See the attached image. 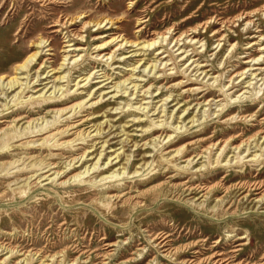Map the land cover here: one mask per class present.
Returning <instances> with one entry per match:
<instances>
[{"label":"rangeland","instance_id":"obj_1","mask_svg":"<svg viewBox=\"0 0 264 264\" xmlns=\"http://www.w3.org/2000/svg\"><path fill=\"white\" fill-rule=\"evenodd\" d=\"M257 263L264 0H0V264Z\"/></svg>","mask_w":264,"mask_h":264},{"label":"bare ground","instance_id":"obj_2","mask_svg":"<svg viewBox=\"0 0 264 264\" xmlns=\"http://www.w3.org/2000/svg\"><path fill=\"white\" fill-rule=\"evenodd\" d=\"M81 16H86V14H81ZM74 21L72 20L71 21V24L73 23ZM58 24V23H57ZM98 25H100L99 27H101V23L100 22H98L97 23ZM54 26V25H53ZM86 26V25H85ZM175 28V27H174ZM57 30H59V29H57ZM99 32V31H98ZM187 33V32H186ZM105 34H102L101 36H104ZM160 35H162V36H164V33H160ZM172 37V36H171ZM158 36L157 37H153L151 40H147V42L144 44V46L143 47H145V46H147V48H150V46H152V45H154V48L156 49V42H158ZM46 41L47 40H45L43 37H41L36 43H37V49L34 51V52H32L31 54H29L28 56H26L24 59H22L21 61H19L18 62V65L17 66H15V68L16 69H20L21 71H19L18 72V70L16 71L17 73H22V72H26L28 69H29V66L32 64V62H34V61H36L38 58V54H41V51H42V49H43V47H45V46H47V45H49V43H47L46 44ZM67 41H68V43L66 44L69 48L68 49H66V51H71V52H75V51H77V50H79L81 47H79V46H76V43L75 42H72V41H74V39H67ZM125 41H127V39L125 40ZM133 43V42H132ZM103 44H106V42H104V43H101L100 44V46H99V48H103ZM121 44H123V42H121ZM177 44V43H176ZM160 46V45H159ZM188 46V45H187ZM48 49H50V48H48ZM154 49V50H155ZM177 49H181V47H178ZM183 49V48H182ZM151 52V51H150ZM163 51H158V54H160V53H162ZM45 55V54H44ZM76 55H78V53L76 54ZM69 56V54H66L65 55V58H64V61H63V63H62V65H64V64H66L65 63V60H69L70 58H72V56H74V55H71L70 57H68ZM37 58V59H36ZM69 58V59H68ZM74 60H77L76 59V56L74 57ZM257 60H258V57H257ZM161 61H163V60H161ZM71 61L69 60L68 62H67V64H69ZM35 63V62H34ZM154 67V69L156 68V64L153 66ZM67 68V67H66ZM66 68H64V70L66 69ZM242 73V72H241ZM244 73V72H243ZM242 73V75H244ZM67 73L65 72L63 75H58L57 77H56V79L57 80H61L62 78H65L67 75H66ZM51 76V75H50ZM88 77L89 76H87V77H85V78H82L81 80H79L78 82H77V84H79L81 81L82 82H85L87 79H88ZM95 77V76H94ZM47 78V77H46ZM132 78V77H131ZM102 80H104V79H99L98 81H102ZM125 81H126V79H125ZM124 81V82H125ZM130 81V80H129ZM132 82L133 81H135L134 79L133 80H131ZM19 83V79H18V77L17 76H15V77H11L8 81H7V84H6V86L7 85H9V87L8 88H10V87H13V86H15L16 84H18ZM120 83V82H119ZM122 84H124L123 82H121ZM131 83V82H130ZM95 84V83H94ZM21 85V84H20ZM20 85H18V87L20 86ZM139 86V84L138 83H135V87L137 88ZM117 87H122V86H117ZM15 88V87H14ZM135 88V89H136ZM60 89H61V87H60ZM53 91H55V90H53ZM118 91H121V89H118ZM125 92V91H124ZM63 93H64V91H63ZM62 93V94H63ZM200 93V92H199ZM91 94V93H90ZM244 94V93H243ZM66 95V94H65ZM95 98V97H94ZM65 100V99H64ZM57 103V102H56ZM78 106H80V107H84V105L82 104V103H78L77 104ZM141 107V106H140ZM139 108V107H138ZM143 109V108H142ZM185 110H186V108H185ZM61 118V117H60ZM139 125V124H138ZM71 126H73V125H71ZM100 131H101V127H100ZM99 131V132H100ZM62 132H65V130H63ZM233 139V138H232ZM79 140H80V138H79ZM51 142V141H50ZM49 142V143H50ZM225 144V143H224ZM228 145H226V147H227ZM225 147V148H226ZM238 147H240V144L239 145H237V148ZM224 148V149H225ZM250 148V147H249ZM119 150V149H118ZM115 151H116V149H115ZM178 151H180V149H178ZM112 155V154H111ZM255 155H257V154H255ZM248 156V155H247ZM110 157H112V156H110ZM110 157H109V159H110ZM121 157V153H120V151H116V154H115V156L114 157H112L113 159H115V158H120ZM256 157V156H255ZM259 158V157H258ZM259 159H261V158H259ZM240 160V159H239ZM98 161H99V158H98ZM192 162V161H191ZM98 162H96L94 165H93V168H95V167H97V168H99V166H97L98 164H97ZM89 168L90 167H88V168H86V172H89L90 170H89ZM125 171H127V170H125ZM85 172V171H84ZM119 172V171H118ZM118 172H117V174H118ZM260 173V172H259ZM81 174H83V172L81 173ZM114 174V173H113ZM112 174V175H113ZM76 176H80V173H77L76 174ZM116 175L114 174V177H115ZM84 177V176H83ZM107 177H111V175H108V176H106V178ZM242 182V181H241ZM200 185V184H199ZM257 183H253V184H245V185H243V187H247V188H249V190L250 191H252V190H256V189H259L260 188V186H258L257 187ZM199 188H201V186H198ZM204 188V187H203ZM203 188L201 189V190H203ZM138 189V188H137ZM213 189V187H211L210 188V190H212ZM121 194V193H120ZM263 198V197H262ZM206 233V232H205ZM161 241L160 242H168L167 241V236H165V237H161V239H160ZM220 254H222V253H217V254H215V255H220ZM258 264V263H257Z\"/></svg>","mask_w":264,"mask_h":264}]
</instances>
